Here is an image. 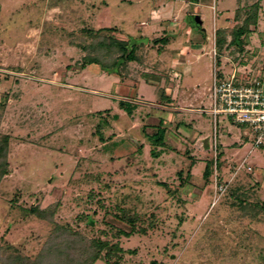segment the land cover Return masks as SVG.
Segmentation results:
<instances>
[{
  "label": "rangeland",
  "instance_id": "obj_1",
  "mask_svg": "<svg viewBox=\"0 0 264 264\" xmlns=\"http://www.w3.org/2000/svg\"><path fill=\"white\" fill-rule=\"evenodd\" d=\"M255 5L240 51L228 43ZM107 28L137 43L120 73L83 66L88 29ZM221 29L222 73L258 75L264 0H0V264L37 259L56 223L79 260L93 240L122 247L94 264H264V143L208 112Z\"/></svg>",
  "mask_w": 264,
  "mask_h": 264
},
{
  "label": "trees",
  "instance_id": "obj_2",
  "mask_svg": "<svg viewBox=\"0 0 264 264\" xmlns=\"http://www.w3.org/2000/svg\"><path fill=\"white\" fill-rule=\"evenodd\" d=\"M198 1V0H191ZM258 5L254 6V10L248 13L247 18L243 25L234 28L232 31L233 37L228 45L236 46L240 51H244V40L243 35L251 32V25H257L258 23ZM107 29H88L89 35L93 38V41L84 46L86 55H84L83 66L89 64H98L107 73H120L121 67L127 62L138 60L137 56V43L133 41H126L124 39L118 38L115 35L103 34L104 30ZM166 40L165 38L161 39ZM216 45L218 48V58L217 63L221 65V56L223 49L227 45V33L226 30L221 29L217 32ZM119 104L129 113L132 114L133 110L136 108L135 104L128 101L121 100ZM117 116V115H115ZM166 129L164 127H159L158 131L152 135V140L159 145L165 144ZM9 144L8 135L2 136L0 139V178L7 174L9 171L8 161H7V150ZM261 147L263 144L260 145ZM152 154L158 156L160 153L158 151H153ZM216 164H218V159H216ZM213 163L210 161L207 163L204 176L208 179L212 173ZM180 175L183 174L179 171ZM264 207V203L262 205ZM29 212L35 214L42 219H51L54 210L51 209H41L38 206H33L28 209ZM130 223H135L134 218H128ZM55 234H53L47 241V247L42 251V253L35 260H31L21 255H11L10 262L12 264H94L97 260L101 258L103 250H107L106 255H110L115 251H123L122 247L118 244L110 245L108 241L93 240L90 247H84L81 252H78L79 258H75L74 252L77 251L78 247L75 245V239L73 235L76 234L75 231L69 229L68 227L56 223ZM126 235H131L130 232H125Z\"/></svg>",
  "mask_w": 264,
  "mask_h": 264
},
{
  "label": "built area",
  "instance_id": "obj_3",
  "mask_svg": "<svg viewBox=\"0 0 264 264\" xmlns=\"http://www.w3.org/2000/svg\"><path fill=\"white\" fill-rule=\"evenodd\" d=\"M216 55L215 50L208 109L214 118V127L217 129L219 116H226L233 123L248 125L256 133V145L260 146L264 143V69L252 77H244L234 69L227 77L222 73Z\"/></svg>",
  "mask_w": 264,
  "mask_h": 264
},
{
  "label": "water",
  "instance_id": "obj_4",
  "mask_svg": "<svg viewBox=\"0 0 264 264\" xmlns=\"http://www.w3.org/2000/svg\"><path fill=\"white\" fill-rule=\"evenodd\" d=\"M195 18H196V20L198 21V24H199V25H202V19H201V16H200V15H197Z\"/></svg>",
  "mask_w": 264,
  "mask_h": 264
}]
</instances>
